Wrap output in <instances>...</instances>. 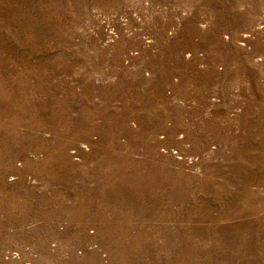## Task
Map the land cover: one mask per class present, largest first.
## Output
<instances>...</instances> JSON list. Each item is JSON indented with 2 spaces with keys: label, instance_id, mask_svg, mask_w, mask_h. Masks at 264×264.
Segmentation results:
<instances>
[{
  "label": "rangeland",
  "instance_id": "rangeland-1",
  "mask_svg": "<svg viewBox=\"0 0 264 264\" xmlns=\"http://www.w3.org/2000/svg\"><path fill=\"white\" fill-rule=\"evenodd\" d=\"M0 264H264V0H0Z\"/></svg>",
  "mask_w": 264,
  "mask_h": 264
}]
</instances>
